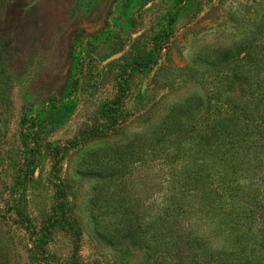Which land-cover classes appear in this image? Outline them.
<instances>
[{"label": "rangeland", "instance_id": "374dc122", "mask_svg": "<svg viewBox=\"0 0 264 264\" xmlns=\"http://www.w3.org/2000/svg\"><path fill=\"white\" fill-rule=\"evenodd\" d=\"M41 1L0 0V264H188L173 230L220 247L213 221H174L187 188L149 144L174 109L198 121L224 66L200 60L250 37L264 0Z\"/></svg>", "mask_w": 264, "mask_h": 264}, {"label": "trees", "instance_id": "16d2710c", "mask_svg": "<svg viewBox=\"0 0 264 264\" xmlns=\"http://www.w3.org/2000/svg\"><path fill=\"white\" fill-rule=\"evenodd\" d=\"M219 53L214 60H200L206 68L224 66L215 77L204 78L205 110L198 121L185 123L174 109L157 129L162 138L153 132L158 139L150 141V152L157 153L161 168L169 169L171 185L175 181L179 189L187 188L186 194L171 197L174 221L181 223L195 214L216 225L213 236L221 242L216 248L189 229L171 231L176 235L172 245L181 250L182 243L190 252L188 264H264V19L245 41ZM106 112L117 119L118 112L109 106ZM173 114L178 116L172 120ZM112 129L93 126L85 136L97 137ZM145 137H139L140 149ZM142 147L145 151L146 144ZM180 160L186 165H177ZM221 163L223 170L214 171ZM216 175L221 177L218 183ZM196 202L200 204L193 206Z\"/></svg>", "mask_w": 264, "mask_h": 264}, {"label": "flooded vegetation", "instance_id": "af4514ba", "mask_svg": "<svg viewBox=\"0 0 264 264\" xmlns=\"http://www.w3.org/2000/svg\"><path fill=\"white\" fill-rule=\"evenodd\" d=\"M46 2H47V0H42V1H41V6H44ZM48 2H49V1H48ZM43 10H44V9H43Z\"/></svg>", "mask_w": 264, "mask_h": 264}]
</instances>
